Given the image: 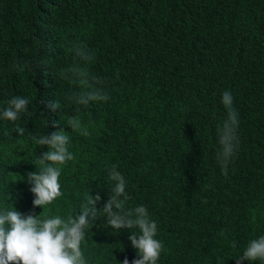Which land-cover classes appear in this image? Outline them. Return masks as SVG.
Wrapping results in <instances>:
<instances>
[{"label": "trees", "instance_id": "16d2710c", "mask_svg": "<svg viewBox=\"0 0 264 264\" xmlns=\"http://www.w3.org/2000/svg\"><path fill=\"white\" fill-rule=\"evenodd\" d=\"M74 45L95 52L82 66L109 100L69 99L83 90L60 75L77 61ZM225 91L240 141L227 176L217 160ZM16 96L30 104L12 122L2 111ZM50 101L60 108L48 111ZM73 117L87 137L67 126ZM61 128L74 155L62 167L63 195L34 208L27 174L48 148L32 137ZM112 165L127 181L126 207L145 206L158 224L157 264H236L264 236V0H0V212L67 219L86 194H99L102 209ZM131 232L140 234L94 221L81 246L88 264H132Z\"/></svg>", "mask_w": 264, "mask_h": 264}, {"label": "clouds", "instance_id": "9594fccd", "mask_svg": "<svg viewBox=\"0 0 264 264\" xmlns=\"http://www.w3.org/2000/svg\"><path fill=\"white\" fill-rule=\"evenodd\" d=\"M73 52L77 61L61 71V77L70 84L83 89L74 92L69 99L75 104L87 107L90 102L107 101L110 96L104 91V81L92 75L86 66L95 60L93 50L82 45H74ZM17 71H24V66L16 65ZM41 103H44L41 101ZM221 103L227 110V119L222 127H218V143L221 148L217 153L222 174L227 176L228 165L239 149L237 128L239 117L233 106V96L230 91L222 94ZM30 100L16 96L7 101V107L2 111V117L16 122L22 115L28 113ZM60 108L57 101L48 102L46 109L55 112ZM52 127H59L58 122H51ZM67 126L72 132L87 137L89 131L79 118L67 120ZM18 136H23L25 129L19 125L15 128ZM35 144L48 151L37 157L40 165L39 172L27 174V182L31 185L30 191L34 194L33 207L44 209L53 204L63 195L59 178L62 167L74 159L69 150L70 136L62 128L50 135L33 136ZM110 180L114 182L112 194L102 209L97 208L101 200L99 194L85 195L80 211L75 217L64 219L60 216L37 218V215H24L17 210L0 212V264H88L82 250L86 231L93 226V222L106 217V223L115 231L138 228L140 234L131 232L128 239L138 258L132 264H157L164 246L158 240V224L150 218L147 208L143 205L127 208L126 202L130 199L126 191L127 181L123 174L117 171V165H112L108 172ZM235 247V243H233ZM259 261L264 264V236L249 242L243 254L236 258V264L244 261ZM123 264H129L127 258Z\"/></svg>", "mask_w": 264, "mask_h": 264}]
</instances>
